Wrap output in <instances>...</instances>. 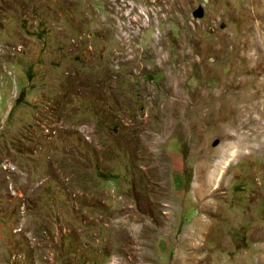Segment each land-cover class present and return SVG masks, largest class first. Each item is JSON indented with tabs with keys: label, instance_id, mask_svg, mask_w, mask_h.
I'll return each mask as SVG.
<instances>
[{
	"label": "rangeland",
	"instance_id": "374dc122",
	"mask_svg": "<svg viewBox=\"0 0 264 264\" xmlns=\"http://www.w3.org/2000/svg\"><path fill=\"white\" fill-rule=\"evenodd\" d=\"M0 264H264V0H0Z\"/></svg>",
	"mask_w": 264,
	"mask_h": 264
}]
</instances>
